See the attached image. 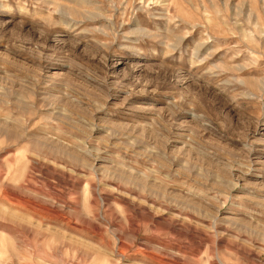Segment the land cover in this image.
Wrapping results in <instances>:
<instances>
[{"label": "rangeland", "instance_id": "1", "mask_svg": "<svg viewBox=\"0 0 264 264\" xmlns=\"http://www.w3.org/2000/svg\"><path fill=\"white\" fill-rule=\"evenodd\" d=\"M0 264H264V0H0Z\"/></svg>", "mask_w": 264, "mask_h": 264}]
</instances>
